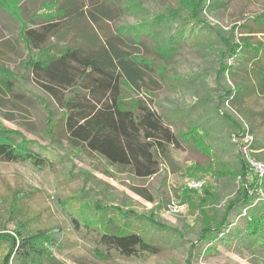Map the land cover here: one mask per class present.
Instances as JSON below:
<instances>
[{
    "label": "trees",
    "instance_id": "trees-1",
    "mask_svg": "<svg viewBox=\"0 0 264 264\" xmlns=\"http://www.w3.org/2000/svg\"><path fill=\"white\" fill-rule=\"evenodd\" d=\"M175 2V6L151 13L142 0H42L36 6L31 0H22L17 17L0 7L17 22L14 42L27 51L26 58L19 61L21 73L0 62V101L9 96L20 102L32 101L23 91L30 78L60 105L57 115L47 100L35 98L46 112L45 135L53 144L59 147L67 141L76 150L99 156L108 166L129 168L137 178L153 176L161 163H171V147L179 146L182 139L209 150L220 166L231 171L244 170L246 153L264 163V139L255 138L248 121H241L225 106L242 102L247 95L246 74L253 75L264 93V40L237 41V26L225 30L208 23L206 13L225 7L226 0ZM45 3H54L52 14H40ZM127 15L135 22L120 25L105 36L98 31L100 22L119 21ZM255 26V32L264 34V13L255 19ZM72 27H79L77 38L63 42ZM1 43L6 45L8 40ZM185 45L211 55L213 87L205 70L182 78L168 74L160 65L173 60ZM146 52L153 58H146ZM154 59L159 81L190 89L195 97L192 103L162 107L160 112L146 105V76L155 70ZM122 83L140 95L133 107L121 100ZM150 83L153 89L159 86L158 80ZM180 120L182 128L177 126ZM244 136L250 139L244 143L237 140ZM33 143L19 132L0 128V160L28 162L37 168L52 165L54 150L38 144L36 149ZM233 154L235 165L225 158ZM253 183L237 186L223 202L203 198L191 243L201 248L217 243L259 246L264 263V174L261 194L248 191ZM136 191L143 195V190ZM206 204L211 206L206 208ZM90 209L94 217L86 218L84 225L95 231L97 244L123 257L156 254L161 240L182 241L184 235L132 210L112 216L108 211L117 208L99 201ZM129 215L143 220L142 229L134 228ZM91 219L90 224L87 220ZM49 232L18 229L11 251L21 264H39L48 258L57 241Z\"/></svg>",
    "mask_w": 264,
    "mask_h": 264
},
{
    "label": "rangeland",
    "instance_id": "rangeland-1",
    "mask_svg": "<svg viewBox=\"0 0 264 264\" xmlns=\"http://www.w3.org/2000/svg\"><path fill=\"white\" fill-rule=\"evenodd\" d=\"M21 1L0 0V7L17 17ZM31 1L35 6L42 2ZM142 1L151 13L176 4L175 0ZM53 8L54 3H45L40 14L50 15ZM263 13L264 0H226L225 7L206 13V18L210 25L225 30L237 26L234 30L237 41L247 38L257 42L264 40V34L254 31L255 19ZM134 22V18L127 15L119 21H102L97 28L105 36L120 25ZM16 28L17 22L0 9V62L21 73L19 61L26 58L27 51L23 45L14 42ZM78 29L72 27L61 40L66 43L75 40ZM2 40H8V43L2 44ZM148 57L151 56L146 52ZM154 62L155 70L148 71L146 76V105L160 112L162 107L192 103L195 97L190 89L159 81L158 61L154 59ZM160 65L167 68L168 74L182 78L205 70L209 73V86H214L213 58L195 47L185 45L173 60ZM150 80H158V88L153 89ZM243 81L247 92L243 101L225 106L241 121H248L255 138L264 139V93L259 91L253 75L246 74ZM229 84L233 86L231 79ZM23 91L32 101L20 102L10 96L0 101V128L21 133L35 142L36 149L37 144L53 149L54 162L37 168L28 162L0 160V264H21L17 254L11 251L18 229L25 233H54L56 244L50 248L48 258L39 264H264L259 246L249 248L217 243L214 247L207 244L201 248L191 243L195 240L196 218L203 198H219L223 202L230 191L251 182H254L253 187L248 191L262 193L261 176L249 153L244 154V170L231 171L220 166L209 150L182 139L179 146L171 147V163H161L153 176L137 178L129 168L108 166L99 156L76 150L67 141H62L59 147L53 144L45 135L46 112L35 98L47 100L51 108L57 110V115L60 105L30 78L26 79ZM139 96L129 85L122 83L121 100L125 106L133 107ZM183 123L180 120L177 126L182 128ZM249 139L244 136L237 140L244 143ZM225 158L235 165V154ZM192 179L201 182L198 189L187 187ZM136 189L143 190V195ZM96 201L117 208L114 212L109 210V215L115 216L120 210L128 209L137 216L155 218L177 228L184 234L182 241L161 240L158 253L145 257H123L107 251L97 244L95 231L84 225L86 218L94 217L90 208ZM172 202L184 205L181 212L169 209ZM209 206L206 204V208ZM127 219L132 221L134 228L142 229L143 220L133 215ZM89 221L91 224L92 219ZM206 246L208 249L204 251Z\"/></svg>",
    "mask_w": 264,
    "mask_h": 264
},
{
    "label": "built area",
    "instance_id": "built-area-1",
    "mask_svg": "<svg viewBox=\"0 0 264 264\" xmlns=\"http://www.w3.org/2000/svg\"><path fill=\"white\" fill-rule=\"evenodd\" d=\"M250 137H247V139ZM253 161V166L254 168L258 171L259 175L262 177L264 174V163L262 162H258L255 160ZM201 186V182L197 181V180H190L187 183V187L192 188V189H198ZM184 208L183 204H178L176 202H172L171 204H169V209L172 212H181V210Z\"/></svg>",
    "mask_w": 264,
    "mask_h": 264
}]
</instances>
